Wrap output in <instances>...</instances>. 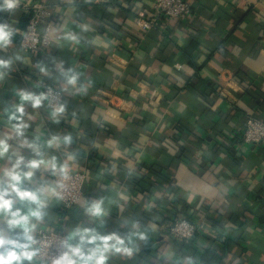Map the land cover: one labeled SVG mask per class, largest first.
<instances>
[{"label":"crops","instance_id":"1","mask_svg":"<svg viewBox=\"0 0 264 264\" xmlns=\"http://www.w3.org/2000/svg\"><path fill=\"white\" fill-rule=\"evenodd\" d=\"M19 1L56 7L57 20L50 46L27 53L19 41L29 13H8L0 0V24L13 31L0 48V59L12 61L0 79V112L20 102L19 90L38 95L48 80L60 87L59 64L91 81L87 94L65 93L59 123L46 104L26 106L35 117L27 137L37 128L41 143L70 133L71 169L88 174L77 209L52 201L51 228L123 235L139 222V250L108 264H264V145L241 138L250 115L264 119V0H188L190 16L165 36L136 26L154 0ZM101 196L109 215L90 223L82 205ZM176 218L203 225L193 245L168 235Z\"/></svg>","mask_w":264,"mask_h":264},{"label":"clouds","instance_id":"2","mask_svg":"<svg viewBox=\"0 0 264 264\" xmlns=\"http://www.w3.org/2000/svg\"><path fill=\"white\" fill-rule=\"evenodd\" d=\"M4 4L7 9H14L19 0H4ZM12 36L8 25L0 24V48L10 45ZM64 38L78 43V38L71 33H66ZM11 63L10 59H0V79ZM56 67L62 78V92L87 94L90 80L81 82L82 74L72 67L65 68L63 64ZM40 71L48 74L45 67L41 66ZM51 94L52 89L38 95L19 90L20 102L0 112V120L7 125V130L0 133V161L4 162L0 163V264H108L115 254L131 257L139 250L134 238L146 239L139 222L133 223L131 230L123 235L118 232L101 234L95 227L86 226L57 235L48 223L52 201L64 199L72 180L71 165L76 160V155L68 151L73 143L70 133L51 134L43 143L39 128L32 139L26 135L29 122L35 120L26 112V106L40 109ZM50 108L52 122L59 123L66 118L65 104H51ZM25 148L31 151L30 156L23 154ZM48 150L60 153V157L49 155ZM26 183L31 187H26ZM120 198L126 200L124 196ZM82 208L90 223L103 224L109 215L102 196L85 200ZM53 247L59 250L56 256L50 254ZM186 264H193V261L189 259Z\"/></svg>","mask_w":264,"mask_h":264},{"label":"built area","instance_id":"3","mask_svg":"<svg viewBox=\"0 0 264 264\" xmlns=\"http://www.w3.org/2000/svg\"><path fill=\"white\" fill-rule=\"evenodd\" d=\"M22 8L30 14V18L22 32L20 47L30 54L47 49L52 42V33L57 20L56 7L43 2L25 7L19 1L16 8L7 9L5 6L4 10L10 13ZM190 14L191 9L188 0H154L152 14L138 16L136 26L144 31L158 28L162 33L167 34L171 30L173 22L184 19ZM49 89H52V94L49 95L45 104L51 111V104H64V94L59 87L48 83L42 86L40 93H47ZM241 138L246 143L264 145V119L250 115L242 129ZM71 174L72 180L69 182L68 190L64 193V199L59 200L66 209L80 205L84 194V185L88 178L87 172L79 168L71 169ZM202 227V224L194 223L188 219L176 218L168 227V235L176 240H191L200 234ZM53 231L57 235L65 234L62 228L53 229ZM50 254L56 256L59 254V250L53 247Z\"/></svg>","mask_w":264,"mask_h":264},{"label":"trees","instance_id":"4","mask_svg":"<svg viewBox=\"0 0 264 264\" xmlns=\"http://www.w3.org/2000/svg\"><path fill=\"white\" fill-rule=\"evenodd\" d=\"M47 4V3H46ZM49 5V4H48ZM5 7V6H4ZM191 9V8H190ZM29 18H30V14H29V16H27V18L24 20V22H23V24H22V27H24V29H25V27H26V25H27V23H28V21H29ZM155 29V28H154ZM173 30V27H171V30L169 31V34H170V32ZM164 36L165 35H169L168 33L167 34H165V33H162ZM19 45H20V41H19ZM48 84H52V85H54V83L51 81V80H48V81H46ZM55 86V85H54ZM57 87H59V86H57ZM60 88V87H59ZM63 94H64V104L66 105V109H68L67 107V104H66V98H65V92H63ZM184 153L183 152H181V154L180 155H183ZM77 207L78 206H76V207H74V208H72V209H66L65 211L67 212V211H73V210H75V209H77ZM200 235L198 234L197 235V237H199ZM196 237V238H197ZM196 238L195 239H191V240H180L181 242H187L188 244H194V242H195V240H196ZM146 248H149V244L146 246Z\"/></svg>","mask_w":264,"mask_h":264}]
</instances>
